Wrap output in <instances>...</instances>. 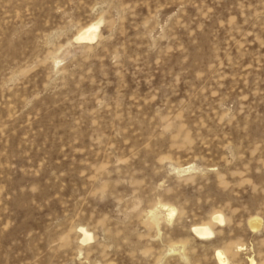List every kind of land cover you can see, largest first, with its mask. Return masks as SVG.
<instances>
[{
    "label": "rangeland",
    "instance_id": "obj_1",
    "mask_svg": "<svg viewBox=\"0 0 264 264\" xmlns=\"http://www.w3.org/2000/svg\"><path fill=\"white\" fill-rule=\"evenodd\" d=\"M218 251L264 264V0H0V264Z\"/></svg>",
    "mask_w": 264,
    "mask_h": 264
},
{
    "label": "bare ground",
    "instance_id": "obj_2",
    "mask_svg": "<svg viewBox=\"0 0 264 264\" xmlns=\"http://www.w3.org/2000/svg\"><path fill=\"white\" fill-rule=\"evenodd\" d=\"M93 25H96L98 26L96 23L95 24H92V25H89L88 27H86L83 31H81V33L79 34L78 38L79 39H84V40H92L96 37L97 35V30H98V27H97V30L96 31H88V29L93 26ZM214 218L216 220H218L220 222V219L222 218V220L224 221V217L223 215L221 214H216L214 216ZM249 224H250V227L253 228V229H258L260 226H261V219L257 216L255 217H252L249 221ZM81 229H83V242L86 241V240H90L91 238V233L88 232L85 228L81 227ZM194 229H196V231H194ZM204 229H207V232L204 231ZM193 231L196 233V235L202 239H205V238H208L210 237L212 234H213V231L212 229L210 228V226L208 225H196V226H193ZM208 232L211 233V235L209 236L208 235ZM87 234V235H86ZM220 252V251H218ZM221 255L223 256L222 252H220ZM224 260L227 262V264H230L228 259L223 256ZM219 260V259H218ZM220 262V260H219Z\"/></svg>",
    "mask_w": 264,
    "mask_h": 264
},
{
    "label": "snow or ice",
    "instance_id": "obj_3",
    "mask_svg": "<svg viewBox=\"0 0 264 264\" xmlns=\"http://www.w3.org/2000/svg\"><path fill=\"white\" fill-rule=\"evenodd\" d=\"M97 27H98V26L93 25V26H91V27L88 29V31H96V30H97ZM173 216H175V212H174V211H169V216H168L169 220H171ZM220 223H223L222 218L220 219ZM80 231L83 232L84 230L81 229ZM194 231H196V229H194ZM204 231L207 232V229H204ZM86 235H87V234H86ZM208 235L210 236L211 233L208 232ZM216 256H217V258L220 260V264H227V262L224 260V258H223V256L221 255L220 252H217V253H216Z\"/></svg>",
    "mask_w": 264,
    "mask_h": 264
}]
</instances>
